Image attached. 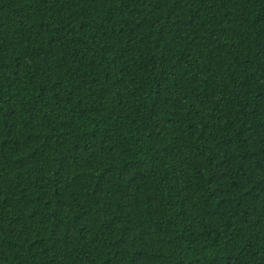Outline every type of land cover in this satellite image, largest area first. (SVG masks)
<instances>
[{"label": "trees", "instance_id": "16d2710c", "mask_svg": "<svg viewBox=\"0 0 264 264\" xmlns=\"http://www.w3.org/2000/svg\"><path fill=\"white\" fill-rule=\"evenodd\" d=\"M0 264H264V0H0Z\"/></svg>", "mask_w": 264, "mask_h": 264}]
</instances>
